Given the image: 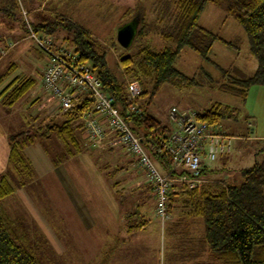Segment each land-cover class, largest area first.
Wrapping results in <instances>:
<instances>
[{
    "label": "rangeland",
    "instance_id": "1",
    "mask_svg": "<svg viewBox=\"0 0 264 264\" xmlns=\"http://www.w3.org/2000/svg\"><path fill=\"white\" fill-rule=\"evenodd\" d=\"M29 1H32L33 5H39L43 0ZM176 2L177 0H44L42 10L22 9L21 15L27 25H30L29 20L35 21L40 14L61 13L68 17L107 46V61L114 70L116 64L118 65L119 56L130 53L138 42L142 41V38L137 37L130 47H122L116 39L119 26L134 17L138 18V12L142 13L147 31V36H144L143 40L150 46L159 48L165 42L161 31L171 29L175 25ZM1 16L0 34H4V38L0 42V53L4 50V54L1 53L0 56V73L11 62L17 60L20 64L13 71L12 77L15 74H23L39 78L42 65L46 61L45 54L33 38L27 37V30L20 20ZM198 22L231 42V45L215 41L206 59L184 47L174 64L185 74L194 75L197 84L191 87H175L164 83L149 100L148 111L162 124L168 126L169 135L175 128L168 117L170 107L173 105L179 109L204 111L215 102H219L239 108L235 116H226L217 125L234 136L230 153L222 154L226 157L224 159L226 166H221L218 158L211 162L213 167L218 166V169L227 170V176L217 173L213 176L218 178L224 176L226 180H233L234 176H237L238 168L252 165L255 158L259 160L263 155L264 138H258L256 134L264 135V87L258 86L260 88L257 95L253 92L256 90H252L246 99L219 88L218 82L226 79L224 74L237 77L250 75L256 60L249 52L247 36L242 26L227 14L221 5L208 2ZM65 32L56 37L55 45H68L61 37ZM119 72L123 76L122 71ZM6 82L7 80L0 85V89ZM37 87L41 89L38 83ZM31 91L33 89L29 92ZM43 93L46 94L44 91ZM26 95L19 100L21 104L13 110L9 120L3 119L0 128L2 137L7 130L14 133L25 131L31 126V123L27 124L25 119H22L25 118L23 111L26 107H29L27 110H31L28 102L35 103L39 94L34 89L32 100L29 101L30 94L25 103ZM47 96L46 101L51 102L58 111L57 104ZM33 112H37L35 108ZM36 114L40 120L41 113ZM0 115L5 117L4 114ZM106 120V116L100 118L102 123ZM36 123L35 121L32 126H36ZM110 136L109 134L100 144H91V141L84 139L85 148L69 158L64 157L63 151L49 149L52 158H64V168L60 169L62 173L58 175L57 172L55 174L51 171L39 176L33 169L30 170L31 174L18 172L8 163L7 166L0 163V172L6 174L13 186V192L0 200V209L11 221V233L15 241L30 250L42 264H108L112 248L117 249L113 264H122L123 252L129 259L128 264H137V261L132 262V257L136 259L139 255L151 256L153 244L146 245L143 242L141 247L136 243L122 246L130 234L125 226L126 217L129 216L125 214L126 206L129 207L127 202L139 197L134 193L139 187L142 190L140 199L143 204L140 208L149 218V223L143 229L163 231V239L166 240H168L166 233L172 231L176 236L173 238L175 244L180 241L182 242L180 246H184L190 240L200 246L201 243L198 241L200 238L192 230V223L188 227L186 220L171 223V220L167 219L160 222L154 215L155 199L151 197V192L147 194L144 192V186L150 191L149 184L143 181V176L137 169L132 168L135 163H131V156H127L129 153L125 149L120 145H109L108 140L113 135ZM41 143L44 147L50 146V142L45 139H42ZM95 158L103 167L101 171ZM128 161L130 168L127 164L123 170H115ZM157 168L161 171L158 166ZM65 171L69 175L67 177L70 182L66 183L71 184L69 189L65 187V181H62ZM103 172L112 173L110 180ZM130 183L136 186L128 188ZM119 188L121 191H118L117 195L115 189ZM74 198L81 202V207L76 204ZM130 215L134 213L130 212ZM65 232L68 237L64 236ZM68 232L70 233L67 234ZM57 240L59 243L70 241L68 251L59 252ZM147 240L150 242L152 238Z\"/></svg>",
    "mask_w": 264,
    "mask_h": 264
},
{
    "label": "trees",
    "instance_id": "2",
    "mask_svg": "<svg viewBox=\"0 0 264 264\" xmlns=\"http://www.w3.org/2000/svg\"><path fill=\"white\" fill-rule=\"evenodd\" d=\"M208 2L224 7L226 13L235 18L246 33L249 52L256 60L253 72L243 77L224 74L226 79L218 82L219 88L245 99L251 86L264 87V0H177L175 25L171 29L161 31L165 42L159 48H154L143 40L144 36H147L146 22L144 15H139L133 42L137 37L142 38V41L138 42L130 53L119 56V66L116 64L114 70L107 61V46L68 17L61 13H51L40 14L35 21L28 20L34 31L52 35L54 39L66 31L61 35L62 40L79 52L82 61L92 65L103 88L113 97V104L130 129L141 137L151 160L162 172H168L171 168V157L161 142L167 138L169 128L149 113L147 104L164 83L175 87H191L197 84L194 75L185 74L174 64L184 47L206 59L215 41L231 45V42L199 24V16ZM34 8L37 7L29 0H0V15L20 20L27 30L28 38L30 25L24 22L21 10ZM3 38L4 34H0V42ZM1 53H4V50H1ZM9 73L7 70L0 74V84ZM125 77L136 79L141 85L138 113L128 114ZM36 84L37 79L32 76L17 75L11 78L0 90L3 103L14 104ZM86 104L87 101L78 111L63 112L64 118L59 123H48L45 127L57 132L67 155L85 148L83 136L79 134L82 130L81 124L77 123V120L80 110ZM238 109L215 102L204 111L197 110V117L218 125L224 117L235 116ZM32 135L20 131L9 137L8 161L18 172L32 173L30 161L23 152L24 147L33 142ZM84 139L86 140L85 137ZM262 148V157L259 160L255 158L250 166L238 168L237 176H234L233 180L221 177L212 182H203L195 188L181 185L169 193V213L179 207L181 215L198 216L203 220L202 238L210 250V264H264V147ZM95 161L101 171L103 167L98 159L95 158ZM130 161L133 162L134 159ZM129 163L128 161L121 164V167L115 170H123ZM208 172L209 170L203 169L201 175ZM103 174L107 179L112 175L109 172ZM113 183L112 187L115 186ZM118 191H121V188L115 189L117 195ZM12 192L11 182L6 174L1 173L0 200ZM131 213L137 215L134 210ZM128 215L125 226L129 231L143 229L149 222L145 211H141L136 218L130 213ZM0 264H42L30 250L15 241L11 233V221L1 209Z\"/></svg>",
    "mask_w": 264,
    "mask_h": 264
},
{
    "label": "built area",
    "instance_id": "3",
    "mask_svg": "<svg viewBox=\"0 0 264 264\" xmlns=\"http://www.w3.org/2000/svg\"><path fill=\"white\" fill-rule=\"evenodd\" d=\"M29 36L45 54L46 61L39 74V85L61 112L80 110L77 123L81 124L84 137L91 144H100L110 134L109 145H120L134 157L135 168L149 184L155 199L154 215L161 222L170 214L167 211L169 193L181 185L199 187L204 179L202 170L219 154L229 152L233 136L216 124L197 117V110L170 107L169 119L175 128L161 143L171 157V168L161 172L145 150L141 137L135 134L127 121L113 104L89 62L82 61L79 52L69 45L57 46L52 35L34 31L29 27ZM127 111L138 113V96L141 85L136 79L125 77ZM107 117L105 123L101 117ZM217 127V128H216ZM117 136V137H116ZM136 156V157H135Z\"/></svg>",
    "mask_w": 264,
    "mask_h": 264
},
{
    "label": "crops",
    "instance_id": "4",
    "mask_svg": "<svg viewBox=\"0 0 264 264\" xmlns=\"http://www.w3.org/2000/svg\"><path fill=\"white\" fill-rule=\"evenodd\" d=\"M43 5H44V0L39 5L35 4V6L37 8H34V10H42ZM138 14L143 15L142 13H139V12H138ZM138 19H139V16H138V18L134 17L133 19H130L128 21H130V22L133 21L135 27L137 28L136 23L138 22ZM128 21H126V22H128ZM11 48H13V47H11ZM19 64L20 63L17 60H14L13 62H11L8 65V67L3 72H6L7 70H9L10 73L4 81L7 80V82H8L11 78L17 76V74H15L12 77V73H13V71L16 70V68L19 66ZM255 66H256V64H255ZM42 67H43V65H42ZM19 75H23V74H19ZM34 78H36V77H34ZM36 79H38L37 83L39 84V78H36ZM36 86H37V84L33 88V91L35 89L36 92L39 94L37 97L38 100H36L35 103L28 102L29 105H31L30 106L31 110L30 111L27 110V109H29V107H26V110L23 111V116L25 118H22L20 116L22 119H25L24 121L27 124H28V122L31 123V126L28 127L24 132L26 134H28V133L33 134L32 135L33 142L28 143L24 147L23 152H24L25 156L28 158V160L30 161L31 167L34 170L35 174H38L40 176V175H44L46 173H49L51 171H54V173L56 174V172H57L56 175H58V174L62 173V171L60 169L64 168V166H63L64 158L63 157L62 158L59 157L58 159L52 158L51 152L49 149H53L56 152L63 151L64 157H68V158L72 157L76 153H80L82 150L79 152H76L72 155H67L65 152L66 150H65V147L63 145V142L58 137L57 132L55 130H47L45 128L48 123H59L64 118V113H62L59 109H58V111H56V108H54V106L51 105L52 103L46 101L47 100L46 94L44 95L43 91L41 89H39L38 87L36 88ZM258 86L259 85L251 86L248 89L247 94H249L252 90H256L253 92H255L254 94L257 95V90H259L258 88H260ZM252 88H255V89H252ZM1 89H2V87H1ZM33 91L29 92V94H27V95L25 94L26 95V102L25 103H27V100H28V97L30 94H31V96H30L29 101L32 100V98H33L32 92ZM25 95H23L22 97H24ZM19 100H17L12 105H6L3 103L2 97L0 96V113L4 114V116H5V117H1V115H0V128L2 125L3 119L5 118L6 121H8L9 120L8 118H10V114L13 112V110H15L17 107H19V105L21 104V102L19 103ZM34 108L37 111L35 113L33 112ZM39 112L41 113V117H42L40 120L36 114V113L39 114ZM35 121L37 122L36 126H32L33 123H35ZM14 133H17V132H14ZM227 133L232 135L230 132H227ZM11 134H13V132L10 133L7 130V132L5 133V136L2 137V132L0 129V143H1L0 163L4 164L5 166H7V163L9 164V161H8L9 160V158H8L9 148H10L9 137ZM79 134L84 137L82 130L79 132ZM256 136L258 138H264L263 134H259V135L256 134ZM83 137H82V139L84 140ZM42 139H45L46 141L50 142V146L44 147L43 144L41 143ZM233 140H234V136H233ZM233 140H232V144H233ZM231 148H232V146H231ZM230 151H229V153H230ZM222 154H224V153H222ZM222 154H219L217 158L219 159L221 166H226V162L224 161V159L226 157H224ZM127 156H129V157L131 156L130 157L131 160L134 159V158H132V155H130V154H128ZM227 158H229V157H227ZM210 165H208V166L206 165V167L204 168V170L205 169L209 170V172L206 175H204V174L202 175L204 182H207V181L212 182L215 179H221V177L218 178V177L213 176L214 173H217L219 175L223 174L224 176H227V173H226L227 170H225L223 168L218 169L217 168L218 166L213 167V165L211 163H210ZM128 167L130 168L129 165H128ZM132 168L134 170H136L134 165ZM241 168H243V167H241ZM64 174H65V176L62 177V181H65L64 185L67 189H69V187H70L69 185H71V184L66 185L67 182H70L69 178L67 177L69 175L66 173V171ZM224 176H222V177H224ZM134 186H136V185L130 184V185H128V188H132ZM63 188H64V186H63ZM144 188H145L144 192L146 194L150 193L149 188L147 189L146 186H144ZM141 192H142V190L140 187L138 189H135L134 193H136V195L139 197H135L132 201L128 200L127 203H129L128 204L129 207L127 208V206H126V211H125L126 215H128L133 210L135 213H137V215L136 214L133 215V218L139 217V215L141 214V208L143 205L141 203V199H140V196L142 195ZM74 199H76L75 200L76 204L79 207H81V202L77 198H74ZM140 206H141V208H140ZM180 212H182L181 208L178 207L177 209H175L174 212L169 213L170 217L168 219L171 220V223H177L179 221H185L186 220L188 227H190L189 224L192 223V225H193L192 230H194L200 238L198 240L201 243L200 246L196 245L193 241L191 242L190 240L184 246H180L182 244V242H180V241H178L177 244H175L173 241V238H175L176 236H175V233L172 231H169L166 233L168 240L163 239V236H164L163 231L153 232L151 230L146 231V229L129 231L130 234H129V236H127L128 238L125 242H123L122 246H124V244L129 245V244L136 243L139 245V247H141L143 242L146 245L153 244V247H152L153 254L151 256L139 255V257L136 259H134V257H132V262L137 261V264H210V257H209L210 256L209 255L210 250H209L208 245L203 242V238H202L203 230H204V224L202 223L201 218H199L198 216L181 215L182 213H180ZM124 219H125V215H124ZM126 219H127V217H126ZM160 222H161V220H160ZM195 232H193V233H195ZM69 233L70 232H68L67 234H69ZM64 236H67L66 232L64 233ZM61 238H62V236H61ZM148 238H152V241L149 242V240H147ZM163 243H164V245H163ZM55 244H56V242H55ZM56 245L59 248V252L60 251L63 252L66 250L68 251V248L70 246V241H66L65 243L64 242L59 243L57 240ZM145 249H147V248H145ZM116 251H117L116 248H112V251L109 254L108 264L114 263V256H115ZM167 256H168V260H167ZM128 261H129V259L126 257V255L123 252L122 264H128ZM166 261H168V262L166 263Z\"/></svg>",
    "mask_w": 264,
    "mask_h": 264
},
{
    "label": "water",
    "instance_id": "5",
    "mask_svg": "<svg viewBox=\"0 0 264 264\" xmlns=\"http://www.w3.org/2000/svg\"><path fill=\"white\" fill-rule=\"evenodd\" d=\"M135 33L136 29L133 21H128L119 26L116 39L122 47L128 48L133 42Z\"/></svg>",
    "mask_w": 264,
    "mask_h": 264
}]
</instances>
